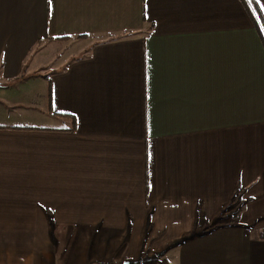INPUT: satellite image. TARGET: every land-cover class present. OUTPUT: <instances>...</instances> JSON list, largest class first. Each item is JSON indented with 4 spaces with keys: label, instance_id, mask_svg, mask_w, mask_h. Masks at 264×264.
<instances>
[{
    "label": "crops",
    "instance_id": "obj_1",
    "mask_svg": "<svg viewBox=\"0 0 264 264\" xmlns=\"http://www.w3.org/2000/svg\"><path fill=\"white\" fill-rule=\"evenodd\" d=\"M263 234L242 0H0V264H264Z\"/></svg>",
    "mask_w": 264,
    "mask_h": 264
},
{
    "label": "trees",
    "instance_id": "obj_2",
    "mask_svg": "<svg viewBox=\"0 0 264 264\" xmlns=\"http://www.w3.org/2000/svg\"><path fill=\"white\" fill-rule=\"evenodd\" d=\"M242 2L244 3L246 10L248 11L249 15L253 19V22L255 23L257 30L261 33V35L263 36V40H264V30H262V26H264V25L262 24V21H260V17H259V20H257V16H259V14L254 13L256 11V7L254 4L255 1L252 0V2L249 3V0H242ZM237 201H238V204L242 206L241 200H238V198H237ZM235 205H236V203H235ZM186 239L187 238H185L184 240H186Z\"/></svg>",
    "mask_w": 264,
    "mask_h": 264
},
{
    "label": "snow or ice",
    "instance_id": "obj_3",
    "mask_svg": "<svg viewBox=\"0 0 264 264\" xmlns=\"http://www.w3.org/2000/svg\"><path fill=\"white\" fill-rule=\"evenodd\" d=\"M252 0H249V3H251ZM257 4L260 5V11L264 13V3L261 2V0H255ZM257 20H259V16H257ZM262 30H264V26H262Z\"/></svg>",
    "mask_w": 264,
    "mask_h": 264
},
{
    "label": "rangeland",
    "instance_id": "obj_4",
    "mask_svg": "<svg viewBox=\"0 0 264 264\" xmlns=\"http://www.w3.org/2000/svg\"><path fill=\"white\" fill-rule=\"evenodd\" d=\"M59 55H60V54H59ZM52 57H53V56H49L48 59H49V60H53ZM55 61H56V60L53 61L54 64H55ZM237 197H238V195H237ZM239 200H240V199H239ZM234 208H235V212H236V213L240 210L241 205L238 204V201L236 202V205L234 206Z\"/></svg>",
    "mask_w": 264,
    "mask_h": 264
}]
</instances>
